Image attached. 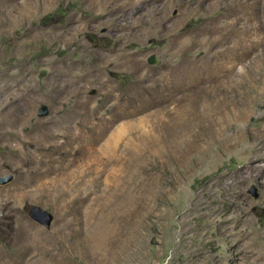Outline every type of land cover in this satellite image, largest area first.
<instances>
[{
  "label": "rangeland",
  "instance_id": "1",
  "mask_svg": "<svg viewBox=\"0 0 264 264\" xmlns=\"http://www.w3.org/2000/svg\"><path fill=\"white\" fill-rule=\"evenodd\" d=\"M10 174L0 264H264V0H0Z\"/></svg>",
  "mask_w": 264,
  "mask_h": 264
},
{
  "label": "water",
  "instance_id": "2",
  "mask_svg": "<svg viewBox=\"0 0 264 264\" xmlns=\"http://www.w3.org/2000/svg\"><path fill=\"white\" fill-rule=\"evenodd\" d=\"M47 113H48V109L46 106H43L39 111V114L41 116H45L47 115ZM13 178H14V175L12 174L7 175V176H0V186L10 183L13 180ZM253 192L256 195V191L254 190ZM30 215L34 220L40 222L41 224L45 225L48 228L50 227L53 221V216L49 212L41 208H38V207L34 208L31 211Z\"/></svg>",
  "mask_w": 264,
  "mask_h": 264
},
{
  "label": "bare ground",
  "instance_id": "3",
  "mask_svg": "<svg viewBox=\"0 0 264 264\" xmlns=\"http://www.w3.org/2000/svg\"><path fill=\"white\" fill-rule=\"evenodd\" d=\"M110 1H111V0H110ZM114 2H115V1H114ZM114 2H113V4H114ZM234 47H235V46H234ZM230 51H231V50H230ZM224 53H225V52H224ZM225 56H226V55H225ZM230 56H231V55H230ZM230 56H229V57H230ZM227 57H228V56H227ZM229 59H230V58H229ZM226 62H227V61H226ZM228 64H229V63H228ZM222 65H223V64H222ZM225 66H226V64H225ZM225 66H224V67L222 66V67L225 68ZM236 66H237V65H236ZM219 67H220V66H219ZM223 68L220 67L221 70H222ZM222 72H223V71H222ZM224 72H225V71H224ZM228 72H229V71H228ZM222 85H223V84H222ZM78 111H79V110H78ZM7 113H8V112H7ZM10 113H11V112H10ZM8 115H9V114H8ZM8 115H7V116H8ZM84 115H85V114H84ZM13 117H14V116H13ZM70 117H71V116H70ZM13 120H14V119H13ZM23 120H24V119H23ZM87 120H88V119H87ZM2 123H3V122H2ZM14 123H16V122H14ZM10 125H11V124H10ZM12 125H13V123H12ZM95 125H96V124H95ZM59 126H60V125H59ZM62 126H63V125H62ZM72 128H73V126H72ZM94 128H95V127H94ZM10 129H11V128H10ZM95 129H96V128H95ZM91 130H92V129H91ZM69 131H70V130H69ZM73 131H75V130H73ZM53 133H54V132H53ZM69 133H72V132H69ZM96 133H97V132H96ZM97 134H98V133H97ZM97 134H96V135H97ZM74 135H75V134L73 133V136H74ZM184 135H185V134H184ZM80 136H81V135H80ZM83 136H84V135H83ZM97 136H98V135H97ZM180 136H182V135H180ZM38 137H39V136H38ZM53 137H54V136H53ZM95 138H96V137H95ZM255 139H256V138H255ZM70 141L72 142V140H70ZM95 141H96V139H95ZM71 142H70V143H71ZM73 142H75V141H73ZM72 144H73V143H72ZM259 151H260V150H259ZM114 162H115V161H114ZM119 168H120V167H119ZM121 173H122V172H121ZM120 179H121V178H120ZM120 179H119V180H120ZM123 181H124V180H123ZM119 182H120V181H119ZM121 186H122V185H121ZM118 189H119V188L117 187L116 190H118ZM120 192H121V191H120ZM119 199H120V198H119ZM84 221H85V220H84ZM72 222H73V221H72ZM94 224H95V223H94ZM79 226H80V225H79ZM95 227H96V226H95ZM102 238H103V237H102ZM104 238H105V237H104ZM105 239H106V238H105ZM107 239H108V238H107ZM110 242H111V241H110ZM77 244H78V243H77ZM100 244H101V243H100ZM109 245H110V243H109ZM110 246H111V245H110ZM107 247H108V243H107ZM97 248H99V247H97ZM112 249H113V248H112ZM105 250H106V249H105ZM101 251H102V250H101ZM103 251H104V249H103ZM104 252H105V251H104ZM109 253H110V252H109ZM104 255H105V254H104ZM102 256H103V255H102ZM106 256H107V255H106ZM110 257H112V256H110ZM114 259H115V258H114ZM112 260H113V259H112ZM101 262H102V261H101ZM98 263H99V261H98Z\"/></svg>",
  "mask_w": 264,
  "mask_h": 264
}]
</instances>
